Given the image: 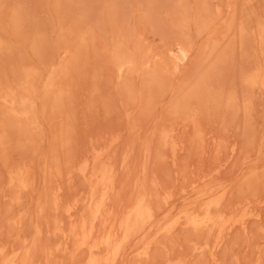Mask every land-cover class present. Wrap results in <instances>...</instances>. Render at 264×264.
<instances>
[{
    "label": "rangeland",
    "instance_id": "374dc122",
    "mask_svg": "<svg viewBox=\"0 0 264 264\" xmlns=\"http://www.w3.org/2000/svg\"><path fill=\"white\" fill-rule=\"evenodd\" d=\"M263 19L264 0H0V263L264 264V87L244 82L264 66ZM85 158L114 169L89 245L87 206L66 211L90 191ZM16 169L28 187L9 183ZM212 192L246 228L158 232ZM140 198L155 216L114 256Z\"/></svg>",
    "mask_w": 264,
    "mask_h": 264
},
{
    "label": "bare ground",
    "instance_id": "6f19581e",
    "mask_svg": "<svg viewBox=\"0 0 264 264\" xmlns=\"http://www.w3.org/2000/svg\"><path fill=\"white\" fill-rule=\"evenodd\" d=\"M256 30H257L255 32L256 36L258 37L263 47V50H264V19L258 22ZM244 31H245V28L243 27L241 32L244 33ZM168 51L174 54L175 63L177 65L185 63L190 58L189 50L185 46L183 47L181 45H177L176 51H174L173 49H170ZM125 65H126V62H122L119 65V70L123 71ZM244 82L251 88L264 87V66L258 67L254 72L246 75L244 77ZM185 105L186 104L184 105L181 104L179 108H184L183 106ZM163 137L164 139L171 138L172 131L170 130L164 131ZM102 154H103L102 151H98L96 154V159H99L102 156ZM90 165H91V160L89 158H85V161L80 165L81 166L80 171L84 174V176L87 177L88 174H90L88 176V179L92 181V185H91L89 193L87 195L82 196L81 199L74 200L73 203L70 202L71 204L69 203L66 206V211L69 213L70 216L75 215V212L77 211L79 204L83 203V205L87 206L88 211L86 212L88 214H83V216L80 217V225H79L80 231L78 232V238L81 241V244L83 245H89L92 242V239L94 238V236L97 234L96 233V221L104 216V213L106 211V207L108 204V198L110 197L109 195L110 191L112 188L114 189V169L112 168L113 166L104 164V166L102 167H97L96 165L97 168H95L94 166L95 168L94 171H91ZM26 173L21 169L19 170L16 169V171H12L9 176L10 177L9 183H11L12 185L17 184L23 189L25 187H28L30 182L27 179L28 176H26ZM58 196L55 199V203L57 205H59ZM225 198L227 199V196L225 197V193L220 194L219 196H216V194L212 192L211 195L203 197L204 200H202V203L200 204L199 207L194 206V205L189 206V208L179 213L178 220L180 221L177 220L178 222L176 221L174 224L167 225L164 228L159 229L158 232L162 230L167 231V232H173V230L176 228V225H175L176 223L187 225V226H192L196 229H206L210 233H212V231L215 232L216 230H218L219 233L228 231L227 234H229V232L235 229L236 227L241 226L242 228H246L247 223H248L247 219L244 217V215L241 216V218L235 215V212L238 207L237 208H233V207L227 208L228 206H225V202H226ZM154 210L155 209L152 207L151 203H149V201L146 198H140L139 200L135 201V204L128 209L125 219L123 220L122 223H120L121 224L120 229L122 231V234L120 233L121 234L120 242L117 243V247L115 248L116 250L114 252L115 254L113 253L114 256H117L118 254L121 253L122 245L124 244L125 240H127L130 237L131 231L138 226L139 222L147 223L149 222V220H152V218H154L155 216ZM248 214L254 218H258L260 215L258 212H255V211H252ZM72 230L73 229H71V231ZM223 235L224 234H222V236ZM65 236L67 238L69 237V235H66V234ZM101 239L104 240L103 243L105 244H110L113 240H115L114 234H109L107 235L106 238H101ZM221 240L223 239H219L217 241L216 245L214 246L215 250L218 246L221 245L220 244ZM207 246H208L207 243L202 244L199 247H197V249L203 250ZM149 247L150 246L147 245V247L142 251V254L144 253V254L150 255ZM17 255H18V252H15L6 261H5V258H3L0 264H20L18 262ZM22 261H23L22 264H26L24 263V260ZM102 262H103L102 258H100L99 256L92 255L89 257L87 264H102Z\"/></svg>",
    "mask_w": 264,
    "mask_h": 264
}]
</instances>
